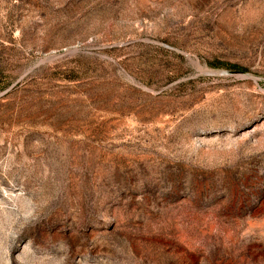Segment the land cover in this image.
I'll list each match as a JSON object with an SVG mask.
<instances>
[{
    "label": "rangeland",
    "instance_id": "obj_1",
    "mask_svg": "<svg viewBox=\"0 0 264 264\" xmlns=\"http://www.w3.org/2000/svg\"><path fill=\"white\" fill-rule=\"evenodd\" d=\"M0 264H264V0H0Z\"/></svg>",
    "mask_w": 264,
    "mask_h": 264
}]
</instances>
